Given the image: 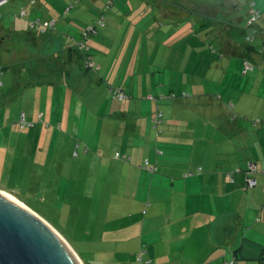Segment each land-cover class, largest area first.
Segmentation results:
<instances>
[{
  "label": "crops",
  "instance_id": "crops-1",
  "mask_svg": "<svg viewBox=\"0 0 264 264\" xmlns=\"http://www.w3.org/2000/svg\"><path fill=\"white\" fill-rule=\"evenodd\" d=\"M148 1H151L153 12L135 17L125 0L124 11L114 19L120 20L118 29L101 30L96 36L100 40L95 37L88 41V50L78 48L68 35L49 34L43 44L55 46L57 52L50 58H43L42 64L49 73L45 82L34 86L56 90L52 111L63 114L68 110L67 99L72 92L64 85L65 80H69L70 85L74 73L80 76L78 80L83 77L85 84L106 81L109 86L124 91L127 98L118 101L108 88L110 95L101 96L98 106L103 107L109 97L113 100L104 114L96 115L97 119L103 118L102 121L95 120L87 133L75 127V134L83 142L87 139V145L106 152L105 160L109 157L114 161L111 151L115 150L126 156V162L130 161L121 163L120 169L126 171L127 187L130 182L138 181L143 191L147 190L142 223L152 226L154 242L167 245L160 258L167 257L168 252L175 260L191 261L195 255V259L204 264H263L264 0H218L208 5L202 0L199 7L185 0L184 7L187 8L190 2L189 10L195 12L191 16L199 17L200 24L199 30L193 31L195 35L185 40L189 50H186L189 53L188 73L181 81L171 74L176 68V65H170L171 59H175L174 52L162 42L165 36L169 39L178 37L181 41L174 44L181 45L190 29L158 30L155 19L158 15L164 18L173 15L171 6L175 3L173 0ZM250 6L259 11L253 21ZM125 24L129 26L126 30ZM248 35L252 36L250 42L246 41ZM132 37V42L137 45L131 42L126 49ZM156 39L157 45L151 47L147 60L155 70L149 74L158 78L149 83L137 66L145 56L136 53L145 50L146 41L153 43ZM210 46L215 52L210 51ZM160 48H167L171 53L161 52ZM55 56L57 61H52ZM88 57L94 65L86 71ZM243 61L253 67L246 75L241 72ZM50 76L56 78L51 80ZM175 83L181 84L175 87ZM25 89L19 88L16 97L23 96ZM176 91L189 92V95L168 101L146 98L147 95L158 97ZM230 103L232 107L228 105ZM41 108L45 110L43 106ZM156 109L163 113L157 128L151 122ZM47 112H51V108ZM90 112L92 117L93 111ZM36 113L31 112L28 118L26 113H21L20 118L23 115L25 120L33 122L38 118ZM175 123L180 131L173 138L170 131L175 128ZM46 129L56 147L46 152L45 161L53 162L57 157L56 149L65 150V141L58 140L50 127ZM100 134H105L102 145L98 140ZM40 142V137H31L28 131L21 148L25 151L29 149L28 144H32L33 152L38 148L35 144ZM248 162L255 164L258 171L254 174L256 185L251 189L246 188ZM44 163L40 164L39 171L49 178L55 174L59 160L50 167H45ZM150 169H154V173ZM113 173L111 169L110 174ZM18 190L11 188L13 193Z\"/></svg>",
  "mask_w": 264,
  "mask_h": 264
},
{
  "label": "rangeland",
  "instance_id": "rangeland-1",
  "mask_svg": "<svg viewBox=\"0 0 264 264\" xmlns=\"http://www.w3.org/2000/svg\"><path fill=\"white\" fill-rule=\"evenodd\" d=\"M189 1L196 7L202 5L199 4L202 0ZM217 1L205 0L206 5L215 4ZM106 2L107 0H6L0 4V82L3 84L0 87V191L11 192V188H18L14 195L60 234L82 264H204L202 260H196L195 255L191 261L175 260L168 252L167 257L160 258L167 245L154 242L152 226L142 223L147 190L143 191L138 181L130 182L127 187L126 171L121 172L120 169L121 163L128 164L130 161H111L109 157L105 160L106 152L87 145V139L83 142L75 134V127H80L81 132L87 133L95 120L102 121L103 118L97 119L96 115L104 114L113 97H109V101L99 107L100 97L110 95L108 88L114 85L109 86L106 81L85 84L84 78L78 80L80 76L74 73L70 85L69 80H65L64 84L70 91L74 90V93H69V107L65 114L62 111L54 112V109L52 111V108H55L56 90L49 91L33 86L25 89L23 96L21 94L16 97L15 92L25 83L45 82L49 72L42 64L43 58H50L57 52L55 46L43 44L49 34L68 35L71 39L79 40L86 27L101 15L106 25L103 30L118 29L116 27L119 26L120 20L114 19L124 11L125 0H112L111 6L105 8ZM172 2L176 4L171 6L175 13L167 18L158 15L154 23L156 28L162 31L190 29L183 38L185 48L182 47L183 44H174L177 40L181 41L178 37L169 39L165 36L162 42L169 45L174 52L175 59H171L170 65L174 64L176 68L170 72L173 73L174 79L181 81L188 73L189 53L186 50H189L185 40L190 35H195L194 30H199L200 18L191 16L195 12L189 10L190 2L187 8L184 7L185 0ZM126 3L133 10L135 17L153 12L151 1L126 0ZM20 11L25 12V15L20 16ZM254 12H257L256 9L251 7V19ZM33 20H39L41 23L54 21L55 28L47 29L39 35L40 32L30 28V22ZM124 27L126 30L129 26L125 24ZM133 28L132 26V31ZM133 32L135 33V30ZM249 37L252 38L248 35ZM30 38L34 40L26 43ZM96 38L100 40V37ZM132 40L133 37L130 43L126 44V49ZM157 41L158 39L153 43L146 41L145 50L135 52L140 57L145 56L137 66L149 83L158 78L149 74L155 70L151 69L147 60L151 47H156ZM129 50L132 53V49ZM127 51L123 52L124 55ZM160 51L171 53L167 48H160ZM52 61H57V57ZM92 61L94 62L93 59ZM153 62L154 59L151 64ZM29 67L38 68L41 75L30 73ZM55 78L56 76H50L49 79ZM180 84L175 83V87ZM42 106L46 111L42 110ZM50 108L51 112H47ZM90 110L93 111L92 117ZM33 111H36L38 116L33 122L25 120L24 117L20 118L21 113H26L28 118ZM72 111L76 112V115ZM49 127L55 137L58 136V140L65 141V150L56 149L57 157L54 161L59 160L56 172L52 174L54 168L52 176L45 178V173L39 171L40 164L44 161L45 167L52 166L54 161H45L46 152L50 149L53 151L56 147L51 143L52 136L47 134L49 130L46 128ZM28 131L31 137L36 135L41 139L40 144H35L38 148H34L33 152L32 144H28L29 149L25 151L21 148V142L26 140ZM179 131L180 128L175 123V128L170 131L171 136L176 138ZM98 140L102 145L105 142V134H100ZM114 151H111L112 155L116 153ZM111 169L113 174H110ZM52 178L54 179L51 181ZM27 190L31 193L30 196Z\"/></svg>",
  "mask_w": 264,
  "mask_h": 264
},
{
  "label": "water",
  "instance_id": "water-1",
  "mask_svg": "<svg viewBox=\"0 0 264 264\" xmlns=\"http://www.w3.org/2000/svg\"><path fill=\"white\" fill-rule=\"evenodd\" d=\"M42 221L0 193V264H78L67 242Z\"/></svg>",
  "mask_w": 264,
  "mask_h": 264
},
{
  "label": "trees",
  "instance_id": "trees-1",
  "mask_svg": "<svg viewBox=\"0 0 264 264\" xmlns=\"http://www.w3.org/2000/svg\"><path fill=\"white\" fill-rule=\"evenodd\" d=\"M111 4H112V0H107V2H106V5H105V8H107V7H110L111 6ZM249 5V4H248ZM251 5H253V3L251 4ZM251 7V6H250ZM257 11V10H256ZM254 17H253V19H252V21L253 20H255L258 16H259V11H257V12H254V15H253ZM100 18H102V22H103V26H100L99 24H98V20L100 19ZM89 26H91V27H93L94 29H95V33L94 34H90L88 37H87V39L85 40V44L87 45L88 44V41L89 40H91L92 38H94V37H96L97 35H98V33L101 31V30H103L105 27H106V25H105V22H104V17H103V15H101L100 17H97V19L95 20V22L94 23H92V24H89L87 27H89ZM86 27V28H87ZM250 38V37H249ZM248 37L246 38L247 40V42H250V40H252V38H250L249 39ZM210 51H212V53L213 52H215L214 50H213V48H212V46H210ZM245 64H247V65H249L250 67H251V69L250 70H252V65L249 63V62H242V69H241V72H242V74L243 75H246L250 70H247L245 73H243V69H244V65ZM86 71H88V69H85ZM30 73H32V72H34V73H38V74H40L39 73V71H38V68H30ZM97 72V71H96ZM95 72V73H96ZM41 75V74H40ZM38 76V75H37ZM36 83V82H35ZM35 83H29V82H27V83H25L23 86H22V88L23 89H25L26 87H32V86H34L35 85ZM38 83H42V82H38ZM1 87V86H0ZM110 89H112V90H121L123 93H124V91L121 89V88H116V87H111ZM110 89H109V92L111 93V95L113 96V97H115L118 101H122V100H124V99H126L127 98V96L125 95V93H124V95L126 96V98H124V99H122V100H119L118 99V94L115 92V91H110ZM189 94L188 93H186V92H183V93H177V92H170L169 94H161V95H159L158 97H154V96H152V95H147L146 96V98L148 99V100H153V101H158V100H160V101H162V100H164V101H168V100H176V99H178V98H186L187 96H188ZM230 107H232V104L230 103V104H228ZM228 106V107H229ZM155 114H154V116L152 117V120H151V122H152V125H154L155 126V128H157V126L159 127V125L161 124V122H162V119H163V113H162V111L160 110V109H156L155 110ZM155 117H156V122H154V119H155ZM157 132H159V130H157ZM116 153H118V152H116ZM116 153H114V155H113V158L115 159V160H121V161H125V160H127V158H126V156L125 155H122V154H120V153H118L119 154V156L118 157H115V154ZM249 163V162H248ZM247 163V164H248ZM147 169H149V166L147 165V166H145ZM246 169H247V167H246ZM152 170H154V169H152ZM151 170V173H154V171H152ZM236 171H239V170H236ZM245 172H247V170L245 171ZM257 168H256V172H254V173H248L247 172V174H248V177H253L254 178V174H257ZM191 174V173H190ZM230 174V173H229ZM229 174H228V176H229ZM247 177V178H248ZM255 179V178H254ZM256 180V179H255ZM256 185V184H255ZM246 188H247V185H246ZM253 188V187H252ZM247 189H251V188H247ZM140 257V256H139ZM264 264V263H263Z\"/></svg>",
  "mask_w": 264,
  "mask_h": 264
},
{
  "label": "built area",
  "instance_id": "built-area-1",
  "mask_svg": "<svg viewBox=\"0 0 264 264\" xmlns=\"http://www.w3.org/2000/svg\"><path fill=\"white\" fill-rule=\"evenodd\" d=\"M24 15H25V12H23V11L21 12L20 11V16H24ZM98 24L100 26H103L102 18H100L98 20ZM53 25H54V21H52V22H42L41 23L39 20H36V21L33 20V22H30V27L32 29H36L40 33H44L47 29L55 28V26H53ZM94 33H95V29L93 27L89 26L82 32L81 38H82L83 41H85L90 34H94ZM83 41L80 42V45L78 46V48H80V49H85L86 48L88 50V47L85 46V43ZM93 65L94 64L91 62L90 57H88L87 60L85 61V66L86 67H89V66L91 67ZM250 69H251V67L249 65L245 64L244 65V69H243V73H245L247 70H250ZM110 91H115L118 94V99L119 100H122V99L126 98V96L124 95V93L121 90H118V89L117 90H112V89H110ZM22 118H23V116H22ZM154 122H156V117L154 119ZM118 156H119V154L116 153L115 157H118ZM147 165H148V162H145V166H147ZM151 170L152 169H150V171ZM247 172L248 173L256 172L255 164H253L252 162H249L247 164ZM255 184H256V180L253 177H248L247 178V180H246L247 188H252V187L255 186Z\"/></svg>",
  "mask_w": 264,
  "mask_h": 264
},
{
  "label": "bare ground",
  "instance_id": "bare-ground-1",
  "mask_svg": "<svg viewBox=\"0 0 264 264\" xmlns=\"http://www.w3.org/2000/svg\"><path fill=\"white\" fill-rule=\"evenodd\" d=\"M1 194H3L4 196L8 197L9 199L13 200L15 203H17L18 205H20L25 211L29 212L30 214H32L33 216H35L36 218H38L39 220H43L38 214H36L34 212V210H32L30 207H27L25 203H23L21 200H19L13 192H0ZM43 223L45 222L44 220L42 221ZM45 225H47V223H44ZM48 226V225H47ZM51 228V227H50ZM52 230V229H51ZM53 231V230H52ZM54 232V231H53ZM55 234H57L56 232H54ZM58 235V234H57ZM60 237V236H59ZM61 238V237H60ZM61 240L66 244V242L61 238ZM66 246L68 247V249L70 250V252L72 253V255L74 256V258L76 259V261L78 262V264H82L80 262V260L77 258V256L75 254H73V252L71 251V249L69 248V246L66 244Z\"/></svg>",
  "mask_w": 264,
  "mask_h": 264
},
{
  "label": "flooded vegetation",
  "instance_id": "flooded-vegetation-1",
  "mask_svg": "<svg viewBox=\"0 0 264 264\" xmlns=\"http://www.w3.org/2000/svg\"><path fill=\"white\" fill-rule=\"evenodd\" d=\"M81 41H83V40H82L81 35H80L79 40H75V43H76L77 47L80 45V42H81ZM83 42L85 43V41H83ZM85 46H86V47H89L88 44H87V45L85 44ZM1 85H3V84H1V82H0V86H1Z\"/></svg>",
  "mask_w": 264,
  "mask_h": 264
}]
</instances>
